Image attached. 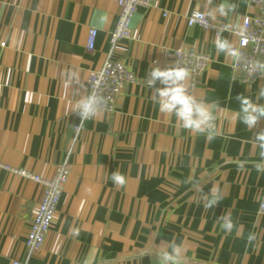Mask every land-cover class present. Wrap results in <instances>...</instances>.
I'll return each mask as SVG.
<instances>
[{"label": "crops", "instance_id": "0c3cea01", "mask_svg": "<svg viewBox=\"0 0 264 264\" xmlns=\"http://www.w3.org/2000/svg\"><path fill=\"white\" fill-rule=\"evenodd\" d=\"M220 2L154 0L134 13L131 40L112 49L114 0H0V264H159L172 242L182 248V264H264V157L255 142L264 118L248 129L236 115L237 95L264 104V76L240 81L213 32L186 22L199 11L225 28L255 12L249 0H227L235 5L228 16L205 14ZM89 29L97 30L91 52ZM231 29L221 36L234 46ZM175 49L210 59L184 84L217 105L211 140L160 112L155 88L162 85L149 87L151 67L173 66ZM108 57L123 61L137 82L122 90L113 113L99 111L76 135L75 105L88 95L89 73ZM69 71L79 79L66 85ZM63 162L70 174L53 223L28 258L24 241L42 187L1 166L50 179ZM113 171L125 177L123 186L111 180ZM214 188L221 199L206 206ZM225 214L228 231L220 226Z\"/></svg>", "mask_w": 264, "mask_h": 264}, {"label": "built area", "instance_id": "2783aa9c", "mask_svg": "<svg viewBox=\"0 0 264 264\" xmlns=\"http://www.w3.org/2000/svg\"><path fill=\"white\" fill-rule=\"evenodd\" d=\"M114 1L118 7V14L115 26L109 33V44L112 49L120 42L131 40L130 23L134 13L140 7H150L154 0ZM249 2L255 7L253 15L243 17L238 27L235 30H230L236 38V45L233 47L240 52L238 60L230 56L232 59L231 70L242 82H250L264 76V73L254 71L252 68L256 62L264 63V0H249ZM197 12L199 11H193L187 17L188 26H198L213 32L214 35L217 33L221 35L226 31L224 27L211 23L202 13L199 12L201 15L197 16L195 14ZM96 36L97 30L89 29L86 42L87 51L94 50ZM0 46L3 47L4 44L0 43ZM209 63L210 59L207 55L192 49H175L173 51V66L187 68L193 81L205 72ZM136 82L137 77L126 67L123 61L108 57L100 68L89 73L87 79L88 95L95 93L102 97L104 103L100 107V112L111 114L115 110L116 101L122 90L127 85ZM77 126L75 127L76 135L82 130V127L78 128ZM1 167L22 178L39 183L42 187L41 199L32 215L30 229L24 241L29 258L38 254L43 247L44 239L50 231L57 205L67 183L70 167L66 162L56 165L54 175L50 179L39 177L23 169ZM263 212L264 193L259 201V213ZM10 264L29 263L28 261L21 263L18 260H12Z\"/></svg>", "mask_w": 264, "mask_h": 264}, {"label": "clouds", "instance_id": "9594fccd", "mask_svg": "<svg viewBox=\"0 0 264 264\" xmlns=\"http://www.w3.org/2000/svg\"><path fill=\"white\" fill-rule=\"evenodd\" d=\"M235 8L234 4L228 3L227 0H221L214 10L208 11L205 14L215 19L216 13L220 16H228ZM197 16L201 14L195 13ZM238 25H226L224 30L232 28L235 30ZM213 44L217 52L224 53L238 60L240 52L219 33L213 39ZM254 71L264 73V63L256 62L252 65ZM190 72L185 67L171 66L161 68L159 66L151 67L149 71V87H154L159 82L162 87L155 88L156 103L160 112L172 114L175 116L179 124L193 132L205 133L207 139L211 140L214 137V115L213 110L217 107L216 104L208 105L202 100H197L194 96L188 93L184 81L188 79ZM78 74L75 71L67 73L66 85L77 82ZM260 97H264V88L259 92ZM236 100L239 102V111L236 113L238 119L248 129H253L257 122L264 118V104L255 103L251 98L244 95H237ZM104 103L102 97L95 93L85 95L79 99L75 105L79 117L78 128L83 126V123L89 119L95 118L100 111L101 105ZM255 142L260 149V155L264 157V131H260L255 135ZM242 166V165H241ZM260 170V166L258 169ZM111 180L118 185L123 186L125 177L118 171H113ZM221 199L219 189L212 190L211 198L208 199L206 206H213ZM221 227L225 230H231L233 223L231 217L227 214L221 218ZM72 235H79V229L73 228L70 230ZM169 250H164L158 253L159 264H182V248L175 242L169 244Z\"/></svg>", "mask_w": 264, "mask_h": 264}]
</instances>
